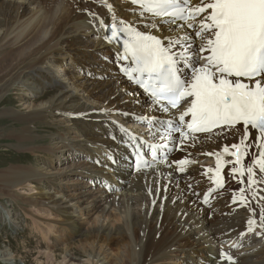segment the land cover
<instances>
[{
    "label": "bare ground",
    "instance_id": "obj_1",
    "mask_svg": "<svg viewBox=\"0 0 264 264\" xmlns=\"http://www.w3.org/2000/svg\"><path fill=\"white\" fill-rule=\"evenodd\" d=\"M107 5L112 6L110 13ZM112 14L117 18L113 20ZM151 19L147 14L142 15L140 8L129 0H5L1 3L0 99L12 86L22 98L29 97L28 102L22 101V109L7 110L22 124L17 131L18 143L29 140L23 149L32 154L48 150L58 158V152L69 154L77 150L85 158L77 165L51 173L26 164L2 168L0 184L8 190L11 186H22L24 181L35 183L32 186L43 195L25 202L55 209L63 217L70 235L79 232L85 236L81 240L89 246L80 247L81 252L90 250L92 253L99 246L107 263L167 264L174 257H181L194 264H264V222L261 220L264 183L259 180L264 179V173H260L259 165L252 163L260 151L255 140L259 132L250 129L249 141H246L252 143L251 149H247L250 155H244L240 165L234 164L232 149L223 153V148L240 142L244 134L241 125L190 135L195 138H189L186 145L180 144L178 135L175 140L165 141L162 136L167 134L163 133L158 118L172 116L174 112H162L120 73L114 56L122 54L123 48L115 40L109 42L104 38L106 34L109 36V27L113 24L119 27L123 21L150 34H172L167 25L163 32L159 26L152 29ZM101 20L108 27H102ZM88 30L98 41H87L101 46L98 55L104 54L103 69L112 77L104 81L95 79L97 87L78 82L80 71L87 69L82 58L86 60L88 53L79 49L71 53L62 47V43L69 42L72 32ZM174 31L177 35L191 34L195 52L202 43L184 26ZM75 55L82 56L78 59ZM64 56L69 57L71 65H64L63 77L54 76L52 67ZM93 56L95 58L97 53ZM74 72L76 76L72 75ZM40 77L53 80L59 90L37 96ZM32 80L34 84L29 83ZM93 94L98 96L90 100ZM54 114L60 115V120L81 117L72 122L79 139L58 134L50 143L35 142L41 136L36 132L37 126L52 125ZM143 118L146 121L141 120ZM48 119L51 122H47ZM151 121L159 129L151 128L148 125ZM47 136L51 138L54 133ZM140 138L176 147L164 163L137 170L130 162L137 151L143 154L144 144ZM217 153H221L225 161L223 187L214 185L213 171H207L214 169ZM181 159L188 163L179 165L177 162ZM249 163L254 165L256 183L252 185L248 184L246 170ZM234 166L243 168L244 175L233 174ZM180 167L185 171H179ZM68 174L77 175L75 189H71V180L62 183L63 176ZM47 180L51 184L55 180H58L55 184H64L54 186L60 198L43 191ZM97 182L101 186L95 187ZM238 182L246 189L243 196L250 200L248 204L240 199L241 193L233 186ZM14 195V199L19 198ZM249 219L256 221L252 231H249ZM251 237L259 241L247 242ZM112 247L116 254L109 258ZM229 256L231 260L227 259Z\"/></svg>",
    "mask_w": 264,
    "mask_h": 264
},
{
    "label": "snow or ice",
    "instance_id": "obj_2",
    "mask_svg": "<svg viewBox=\"0 0 264 264\" xmlns=\"http://www.w3.org/2000/svg\"><path fill=\"white\" fill-rule=\"evenodd\" d=\"M129 2L139 5L142 15H151L152 29L159 26L163 32L167 25L172 34H150L123 21L119 27L111 25V36L106 34L104 38L111 42L118 40L122 33L123 52L118 58L130 60L134 66L131 72L128 68L124 71L130 76L136 74L133 78L162 112L167 113L168 106L176 108L181 100L191 98L178 120L168 122L167 135L162 139L172 141L177 139L174 134H178L180 144L186 145L189 138H195L190 134L208 133L215 128H231L242 123L244 134L240 142L230 146L235 150L230 153L235 158L234 164L240 165L242 157L250 155L247 149L252 143L246 141H249L250 129L257 130L259 136L255 140L260 151L252 163L259 165L260 173H264V0H200L195 6L190 0ZM107 7L112 8L111 5ZM180 21L188 29L195 30V36L202 41L199 53L207 55L195 52L191 34H175V29L183 27L178 23ZM100 24L108 27L103 20ZM201 60L203 63L197 66ZM163 101H167V105ZM189 114L191 119L185 122ZM150 147L151 162L145 159L148 153H135L137 170L152 168L154 163L167 160V155L162 154L164 159L157 161L156 151L157 147L167 148V143ZM223 153H229V146L223 148ZM221 162L222 154L217 153L213 180L218 187H223ZM177 163L185 165L188 161L181 159ZM246 170L248 184L256 183L251 165ZM179 171L184 172V167ZM231 172L244 175V169L235 166ZM240 192L243 200L244 190L240 189ZM261 220L264 222V216ZM255 223L249 219V231ZM227 259L231 260V257Z\"/></svg>",
    "mask_w": 264,
    "mask_h": 264
},
{
    "label": "rangeland",
    "instance_id": "obj_3",
    "mask_svg": "<svg viewBox=\"0 0 264 264\" xmlns=\"http://www.w3.org/2000/svg\"><path fill=\"white\" fill-rule=\"evenodd\" d=\"M4 1L0 0V5ZM108 11L110 13V10ZM111 18L114 20L117 17L115 14H112ZM84 32H72V34L68 37V39L70 38L69 42L62 43V47L72 51L71 53H74V50L77 49L83 51L84 53H88L89 57H87L86 60L85 58H82L83 62H86L84 67H86L87 69L80 71L81 74L79 76L81 77V79L78 76V82L87 83L89 87H97L99 85H96L95 79L104 81V79L110 80L112 77L107 70L103 69V67H105V65L103 64H106L105 62H103L104 54L98 55L99 53H101V46H98L97 44L93 45L91 41H87L89 39H95V41H98V39L91 33H89V30ZM60 50L62 49L59 48V51ZM93 53H97V56L95 58L93 56ZM75 56L80 59L82 55ZM68 58V56H64L58 59L56 63H54V66L52 67L54 76L58 75L60 77H63V73H65L66 71L64 65H68L69 67L71 65V63L68 62ZM72 75L76 76V73L74 72ZM37 81L39 85L36 86V95L39 97H41L44 93H49L51 95L59 90L58 87L54 84L53 80L46 78L42 79V77H40V79H37ZM29 83L34 84L33 80ZM13 88L14 86L9 88L8 90H5V93H2L3 95L0 99V172L3 171L2 168L6 170L9 167L33 165L37 169L48 170L51 173L55 172L58 169H63L67 166L77 165L76 163H80L82 160H84L85 156L81 155L79 151L77 152V150H71L69 154L58 152V158L54 153L50 154L48 150H42V152L39 151L35 154L24 151L23 147L25 144L29 143V140H25L23 144L18 143L17 131L22 124L19 120H15L14 118H12V116L7 113V110L22 109L24 107L22 103L24 101L28 102L27 99L29 97L27 95H24V98H22L20 92H16V90ZM95 96L98 95L93 94V98H90V100H93ZM129 115L138 116L134 113H129ZM52 116V125L40 124L39 126H37L36 132L41 136L36 138L35 142H41L45 144L50 143L51 140L55 139L58 134H67L66 136L68 138L75 137L76 139H79L76 136L77 133L75 132V129H73L72 122L74 120H80L81 117L68 119V117L65 118L64 115H62V118H64L60 120V115L54 114ZM47 122H51V120L48 119ZM50 133H54V136H52L51 138L47 136ZM229 150H231V147H229ZM77 153L78 155L76 156ZM115 165L118 166L119 164L115 163ZM248 165H251V167L254 166L252 163H249ZM76 177V174L65 175L63 176L62 183L71 180L73 181L70 184L71 189H75L77 182ZM259 180L264 183V179ZM57 181L58 180H55L53 184H51L48 183L47 180V182H45L47 184V187L43 191H46L48 195H53L55 198H60L61 195L58 192H55L54 187L57 184H61H55ZM27 182H29V184ZM26 183L28 184V186L25 185ZM34 184L31 181H24L22 186H11V188L8 189L9 191L7 189H4V186L0 184V264H113L112 262H106L107 259L104 258L105 254L102 252V250H99V246H97V248H95L92 253L90 252V250H86L89 253L85 252L83 254L81 252V248L89 246L88 242H84V240H81V238L83 237L84 239L85 236H83V234L79 232L70 235V230L68 231L67 226L63 221V217L58 214L55 209H49L45 205L41 204L34 205L27 204L25 202L27 200L39 198L40 195H43L41 191L35 188V186H32ZM63 185L64 184H61L60 186L63 187ZM99 186H101L100 183H98L95 187ZM233 186L238 189L239 193H241L240 187L243 185L238 182ZM243 190L244 193H246V189L244 188ZM11 193L12 196L13 194H16L17 196H19V198L14 199L15 195L12 197ZM243 200L247 204L250 202V200H248L247 198H244ZM252 240L254 242L259 241V238L251 237L247 240V242L252 243ZM99 244L97 243V245ZM110 249L112 250H109V256L107 255L109 258L111 255L115 256L116 254V250H114V247ZM232 249L235 250V248ZM239 250H242V248H240ZM167 264L194 263L183 261L181 257H174Z\"/></svg>",
    "mask_w": 264,
    "mask_h": 264
}]
</instances>
